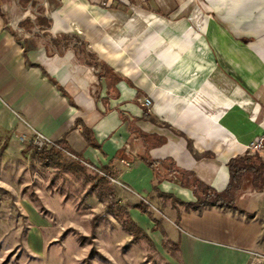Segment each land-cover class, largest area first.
Masks as SVG:
<instances>
[{"label": "crops", "instance_id": "obj_1", "mask_svg": "<svg viewBox=\"0 0 264 264\" xmlns=\"http://www.w3.org/2000/svg\"><path fill=\"white\" fill-rule=\"evenodd\" d=\"M138 2L126 0L134 10L126 15L92 11L82 0H0V129L10 135V146L23 151L29 150L34 130L55 142L64 139L85 166L109 171L117 180L110 183L115 200L151 243L141 240L166 247L170 264H264V189L256 190L245 178L231 206L192 209L185 203L196 197L178 178L182 171L191 172L222 191L231 157L247 151L264 159V149H250L264 132V79L254 85L244 77L242 93L232 96L243 106L255 102V112L232 107L219 126L210 96L208 119L201 118L204 113L195 110L191 94L182 93L197 87L196 80L186 83L167 72L172 64L159 42L170 21L166 0ZM232 4L242 10L245 26L251 21L232 43L225 45L216 31L204 29L206 15L197 7L191 22L210 33L215 64L235 83L229 69L238 50L243 67L258 58L264 70V27L256 25L264 20V0ZM109 21L113 26L108 28ZM124 40H132L130 72L123 71ZM144 98L151 100L148 109L155 122L142 119ZM84 127L98 147L87 142ZM23 136L27 143L19 141ZM144 156L153 160L159 181Z\"/></svg>", "mask_w": 264, "mask_h": 264}, {"label": "rangeland", "instance_id": "obj_2", "mask_svg": "<svg viewBox=\"0 0 264 264\" xmlns=\"http://www.w3.org/2000/svg\"><path fill=\"white\" fill-rule=\"evenodd\" d=\"M82 1L92 11L112 12L113 9L126 15L134 11L130 4L120 0L100 6L89 0ZM55 5L60 8L62 3ZM147 6L156 8L149 3ZM196 7L206 15L204 29L216 31L225 45L247 31L251 21L244 25L242 10L233 6L232 0H166L170 21L166 22L165 39L159 40L166 45V60L172 64V69L166 71H172V76L186 83L195 79L197 87L182 93L191 94L195 110L204 113L201 117L204 119H208L205 112L210 108L212 96L221 126L227 109L255 112L258 108L255 102L243 106L242 100H232V96L242 93L239 87L244 77L258 85L264 79V70L258 65V58L251 66L243 67V54L238 50L233 53L236 62L229 69L236 75L232 78L234 83L231 75L215 64L210 33L193 26L191 21ZM256 25L264 27V20L257 21ZM111 26L113 22L109 21L106 27ZM179 31L181 35L177 34ZM144 36L145 32L138 40L142 41ZM131 41L123 43L125 72H130ZM195 44L202 48L196 46V50ZM219 54L226 56V52ZM9 139L10 135L0 129V264H170L166 259V247L143 240L131 241L129 232L107 210L111 198L109 190L100 197L98 191L88 187L89 180L83 175H73L52 164L41 163L30 143L29 150L23 151L10 146ZM19 141L27 143L24 136L19 137ZM65 157L67 160L73 158L69 153H65ZM86 168L89 176L94 175L91 166Z\"/></svg>", "mask_w": 264, "mask_h": 264}, {"label": "trees", "instance_id": "obj_3", "mask_svg": "<svg viewBox=\"0 0 264 264\" xmlns=\"http://www.w3.org/2000/svg\"><path fill=\"white\" fill-rule=\"evenodd\" d=\"M142 119L155 122L156 118L150 113L148 107L143 104V113ZM79 123V120L76 119L75 125ZM82 134L84 135L87 142L94 146L98 147L99 145L95 142L92 132L90 129L84 127L82 129ZM188 146L191 145V140L186 139ZM60 148L52 146L51 148H42L36 150V158L44 164H52L55 167L69 172L73 175H83L90 182V189L97 190L100 197L110 191V200L107 203V210L110 211L121 223L123 228L131 234V241L137 242L141 239L151 243L150 238L147 234L137 226V224L130 218L129 213L125 206L120 205L114 198L109 176L111 173L105 168L102 169L104 174L95 172L94 175L89 176L86 172V166L83 164V159L73 152L66 144L64 139H60L56 142ZM65 149L67 152L71 153L74 157L70 160H67L65 153L62 149ZM143 160L154 170L155 179L159 181L160 174L157 168L155 167L153 160L147 156L143 157ZM86 162V161H85ZM91 164L89 162H86ZM226 167L229 173V181L222 191H217L209 185L202 182L200 179L194 176L191 172L182 171L178 175L180 183L183 187H188L192 189L196 200L194 202L185 203L186 207L192 209H200L203 206H231L233 204L235 191L240 188L242 182L245 178H249L252 186L256 190L264 189V159L257 153H248L247 151L242 155H236L231 157L227 163ZM160 193V191H159ZM183 203L182 201H179ZM146 212L145 210H143Z\"/></svg>", "mask_w": 264, "mask_h": 264}, {"label": "built area", "instance_id": "obj_4", "mask_svg": "<svg viewBox=\"0 0 264 264\" xmlns=\"http://www.w3.org/2000/svg\"><path fill=\"white\" fill-rule=\"evenodd\" d=\"M93 1L97 5L100 6V5H110L114 0H93ZM120 1L126 2V0H120ZM143 100H144L143 104L146 105L147 107L151 104V100L149 98H144ZM29 143L36 150H40L42 148L48 149V148H51L52 146H56L60 148V146L57 145L55 141L51 140L46 135H44L43 133L37 130H34L32 132L31 137L29 139ZM250 149L257 150V151H262L264 149V134L259 135L258 137H256L255 140L251 141ZM62 150L64 151V153H69L65 149H62ZM69 154L73 156L71 153ZM93 169L95 170V172L104 174L99 169H96V168H93ZM109 181L110 183L117 182V180L112 176H109Z\"/></svg>", "mask_w": 264, "mask_h": 264}]
</instances>
